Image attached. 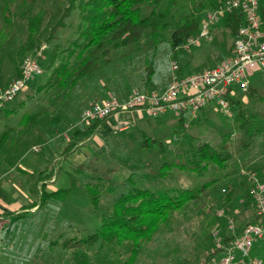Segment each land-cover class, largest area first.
<instances>
[{"label":"rangeland","instance_id":"374dc122","mask_svg":"<svg viewBox=\"0 0 264 264\" xmlns=\"http://www.w3.org/2000/svg\"><path fill=\"white\" fill-rule=\"evenodd\" d=\"M78 1L75 0L74 4L77 5ZM61 5L63 0H0V26L3 24L2 11L5 7L12 23L8 38L0 50V86L16 74V69L20 71L25 57L34 55L35 49L45 45L42 52L44 57L38 60L42 73L34 76L27 89L8 102L6 108L0 112V133L4 128L11 130L5 140V149L9 154L4 157V161L6 162V158L9 160L10 168L9 176H5V180L9 177L13 183L24 180L17 167L34 169L39 162L47 172L54 167L59 171L54 183L56 188L70 189L63 203L57 207L45 204L40 208V215L35 217L40 226H29L21 222H16L14 226L12 223L10 238L19 244L12 247L14 252L8 257L12 258L11 262L19 261L21 264H72L71 252L80 251L88 255L92 262L100 263V258L103 259L102 253L105 252L104 262L110 261L114 264L117 258L121 257L117 261V264H121L126 260L130 246L102 242L90 245L73 241L68 249L63 250L60 243L64 237L78 240L94 233L100 225L101 217L111 209L112 197L120 189L116 183L126 179L137 186L153 190L177 187L197 189L194 200L188 202L182 210L173 212L151 239L141 244V250L133 264H204L209 261V255L213 256L210 230L215 224V210L222 209L226 215L230 214L226 206L232 195L227 191L230 185L223 183L224 177L230 176L234 181H239L242 179L239 177V170L245 168L259 172V177L264 181V71L252 72L248 78L251 89L234 96L241 105L243 115L251 121V135H247L238 127L241 118L234 117L232 108V115L226 117L215 110L213 104L203 108L204 113L199 117L200 120L189 121L187 124L178 120L179 115L152 117L145 109L136 113L138 121L133 123V114L128 111L119 115L129 125L126 130L117 133L111 131L98 149L88 155L85 163L71 165L70 161L75 160L77 151L68 155L64 162L59 157L66 156L62 151L70 133L87 126L78 123V114L89 103L100 98L114 95L119 97L120 94H114L113 87L118 88L119 92L130 87L141 89L140 77L144 58L150 57L153 41L148 35L142 36L132 48L125 50L124 58L117 61L111 58L109 63L101 59L99 68L90 75L91 78L88 76L87 80L69 94L70 96H65V92L55 89L38 91L37 86L46 81L54 66L60 62L76 64L74 57L78 48L72 47L71 43L78 37L79 14L77 8L72 9L65 19L64 26L54 31L48 42L40 40L32 52L20 58L18 51L26 34L25 15L42 13V31ZM188 6L181 3L171 9L170 17L165 20L167 29L160 30V35L155 40L159 57L168 52L171 29L178 19L187 13ZM146 13L144 11L143 15ZM228 33L218 21L211 29L210 40L199 42L197 46L186 51L187 53L177 51V63L182 71L188 75L219 64L227 56L223 57V51H227L232 43ZM72 51L75 54H71ZM49 54L55 58L51 66ZM129 59L131 62H128ZM167 81L168 77L158 85L163 86ZM25 95L28 96L26 100ZM19 99L25 100L22 108L16 113L4 112L15 107ZM23 114L28 119L18 125ZM107 119L108 117L105 120ZM148 138H154L155 143L143 145V140ZM202 142H208L215 147L216 152L226 158L224 167L209 163L207 170H201L198 174L179 170L180 166L188 165L193 150ZM223 142L227 144L225 150L220 149ZM34 147H37L38 151H35ZM2 158L1 156V160ZM164 161L175 164L165 177L156 180L141 177ZM69 165L71 167L68 172L74 177V184L65 177L64 171ZM98 177L114 182L117 190L99 194L98 204L93 207L82 183L95 182ZM211 180L207 185L206 182ZM222 188L226 190L221 192ZM24 190L25 187L20 189L21 193ZM210 194L217 195L219 200L210 198ZM46 211H49L48 216L43 215ZM61 234L63 237H60ZM53 240H56V245L51 244Z\"/></svg>","mask_w":264,"mask_h":264},{"label":"trees","instance_id":"16d2710c","mask_svg":"<svg viewBox=\"0 0 264 264\" xmlns=\"http://www.w3.org/2000/svg\"><path fill=\"white\" fill-rule=\"evenodd\" d=\"M74 1L63 0V5L57 9L56 15L42 31H40L44 19L42 13L34 16L25 15L26 34L18 51L20 58L32 52L35 49L34 46L40 40L43 39L48 42L52 38L53 32L64 26L65 19L72 9L77 8L79 14L78 37L71 43L72 47L78 48L76 49V54L74 51L71 52V54H75L76 64L70 65L67 62H60L54 66L46 81L37 86L38 91L55 89L65 92V96H70V93L77 86H80L84 80H87L88 76L89 79L91 78L90 75L94 74L95 70L99 68L101 59L109 63L112 60L111 58L115 61L119 58H124L125 50L132 48L134 44L140 41L142 36L146 35L152 39L153 48L150 57L146 56L144 58L140 77L142 88L135 89L161 88L165 85L159 86L160 81L167 77L169 78L170 60L174 59L178 62L177 51L179 49L177 48L179 44L190 35L198 32L202 20L209 11L226 4L230 0H79L77 5L74 4ZM181 3L189 5L188 11L173 25L168 39V52L159 57L155 40L160 35V30L167 29L168 25L165 20L170 17L171 9ZM263 4L264 0H259V15L264 24ZM6 8L2 11L3 24L0 26V50L3 43L7 40L9 29L12 26ZM144 11L147 12L146 15H143ZM218 21L228 30V34L232 39L230 48L227 51H223V57H225L230 53L238 28L243 22L242 13L234 9L230 13L223 15ZM118 51L123 53L119 54ZM185 53L187 52L185 51ZM48 57L51 66L55 58L51 54ZM128 62H131V59ZM178 65V74L181 76L186 75L182 71L180 64ZM15 71L16 74L10 77L9 80L19 76V69ZM249 89H251L250 85L248 86ZM27 97L25 95V100ZM25 100L19 99L16 101L15 107L4 112L16 113L19 108L23 107ZM229 100L234 117L241 118L238 127L247 135H251V121L250 119L248 120L247 116L243 115L239 101L231 97ZM26 119L28 117L23 114L18 125L23 124ZM104 120L102 119L73 130L62 152H70L79 141L88 138ZM179 121L181 123L184 121L183 115H179ZM8 132L5 131L4 135L2 134L0 137V149L9 136ZM150 142H155V139L148 138L143 140V144H150ZM220 147V149L225 150L227 144L223 142ZM225 160L224 156L222 157L220 153L216 152L215 147L208 142H202L193 150L191 158L188 159V165L180 166L179 170H189L198 174L201 170H207L209 163H213L220 168L224 167ZM173 165H175L173 162L168 164L164 161L156 169L147 172L146 175L141 177L148 180L161 179L167 175ZM17 171L25 173L19 167H17ZM256 173L259 176L261 175L257 171ZM51 175V170L48 172L46 169L41 170L38 173V179L31 186L32 193L38 199L37 208L45 204L57 207L63 203L70 190L69 188H60L48 192L45 190V184L41 182L39 188L37 187L40 180H46ZM98 178H96L95 182L85 181L82 183L84 192L90 198L93 207L98 204L99 194L113 193L117 190L115 183L111 180ZM125 180L116 183L120 189L111 199V210L101 217L100 225L96 231L78 240L73 237H64L60 243L61 249H68L73 241H80L90 245H95L97 242L116 244L118 246L129 244L130 249L124 264H133L141 250V244L148 242L161 225L169 220L173 212L182 210L188 202L196 198L195 191L197 189L177 187L153 190L148 187L137 186L131 180ZM211 182L212 180L206 182V184L208 185ZM256 221L258 219L254 215V218L248 223ZM239 228H237V234ZM224 229H222L223 241L224 244H227L235 235H225ZM60 237H63V234ZM51 244L56 245V240L51 241ZM217 252V249H213V256L209 255L207 260L212 259ZM251 254L264 258V239L254 243ZM71 261L73 264H98L92 262L85 253L80 251L71 252Z\"/></svg>","mask_w":264,"mask_h":264},{"label":"built area","instance_id":"2783aa9c","mask_svg":"<svg viewBox=\"0 0 264 264\" xmlns=\"http://www.w3.org/2000/svg\"><path fill=\"white\" fill-rule=\"evenodd\" d=\"M234 9L242 13L243 22L238 28L230 53L219 64L181 76L178 74V63L171 60L165 86L134 89L123 100L110 97L103 101H93L79 114L78 123L89 125L114 113L142 108L152 117L183 115L187 124L209 104H213L215 110L223 116L230 117L232 112L229 98L248 91V78L252 72L264 71V24L259 15V0H230L212 9L205 15L198 32L187 37L177 48L188 51L199 42L210 40L212 27L223 15ZM43 49L45 45L35 49L34 55L25 57L19 76L0 86V112L8 102L27 89L34 76L42 73L38 60L44 57ZM34 150L38 151V148L34 147ZM239 174L245 180L247 194L258 221L242 225L237 234L238 227L233 218L222 209H217L215 216L226 222L225 235L235 237L224 244L222 230L218 225L214 226L210 230V240L213 249L218 252L204 264H264V258L251 254L254 243L264 239V181L252 169L242 168Z\"/></svg>","mask_w":264,"mask_h":264},{"label":"crops","instance_id":"0c3cea01","mask_svg":"<svg viewBox=\"0 0 264 264\" xmlns=\"http://www.w3.org/2000/svg\"><path fill=\"white\" fill-rule=\"evenodd\" d=\"M112 90L114 91V94H120L119 97L114 95V96L100 98V100H97V101H103V100H106L110 97H116L117 99L123 100L134 89H132L130 87V88H125L123 91L119 92L118 88L113 87ZM141 110H143V109L141 108V109L129 111L130 113L133 114L131 117V122L136 123L138 121V115L136 113H139ZM74 111H75V109H74ZM124 112H128V111H124ZM122 113L123 112H118V113L112 114V116L108 117L107 120L103 121L88 138H85V139L79 141L77 143V145L70 152L65 153L66 156L64 158H62L60 156L59 159L64 162V160L66 159V157L68 155H71L75 151H77L78 153H77L75 160H71L70 163H71V165H73L75 163L76 164L83 163L85 161V159L88 158V155L92 154L96 149H98V146L103 141H105L106 138H108L111 131L113 133H115V132L117 133L119 131H123V130H126L128 128L129 125H127L125 120L119 117V115ZM203 113H204V111L202 109L198 113L197 117L195 119H193L192 121L196 122V121L200 120L199 117L203 116ZM78 116H79V114H78ZM178 120H179V118H178ZM82 127H84V126H82ZM5 131H9L8 132L9 134L11 132V130L9 128L8 129L4 128V130L0 133V137L2 136L3 133H5ZM153 143H155V142H150V144H153ZM65 144H66V142H65ZM8 152L9 151H7L5 149V141H4L3 145L0 149V264H10V263L21 264L19 261L18 262L17 261L11 262L12 258L8 257V256L12 255L14 252L12 247L18 246V244H19V242H13L10 238L12 223H14V226H16L15 225L16 222H18V223L21 222V224L25 223V224H28L29 226H32V225H34V226L39 225L40 226V223L38 221H36L35 217L37 216V214L40 215L39 211H40L41 207L37 208L38 199H37V196L32 193L31 186L38 179V173L41 170H43V167H42L43 165L40 164L39 162H37L36 166H34V169H26L25 168L26 166L25 167H19L25 173H28L29 175H25V173H21L25 179L24 180L21 179V181L18 180L19 184L13 183L11 181L10 177H9V179L5 180V176H9L8 174L10 173L9 160L7 161V158H6V162L4 161V157H6V155L9 154ZM1 156L3 157L2 160H1ZM71 165L67 166V169L64 172H65L66 180L67 179H69L70 181L72 180L71 182L74 183L73 179H72L74 177L70 176V173L68 172ZM44 168H46V166ZM50 170L52 171L51 177L46 179V180H40L38 182V186H37L39 188L40 182L44 183L45 184V190L48 192L60 189V188H56L54 186V183L57 181L59 171H56L55 167L51 168ZM56 173H58V174L56 175ZM30 175H32V177L29 178ZM239 177H241V176L239 175ZM241 178L242 179L239 181H234L230 176H228V177L225 176L224 182H223L224 184L230 185V188L227 189V191L232 196H230L231 198L229 199L226 207L230 211L229 215L233 218L237 227H241L242 225L248 223L251 219L254 218L251 200H250L249 196L247 195V186H246L244 178L243 177H241ZM23 186L25 187V190L21 193L20 189H22V188L24 189ZM17 188L19 190H17ZM162 189H164V188H162ZM225 190L226 189L222 188L221 192H224ZM116 194H117V192H116ZM11 195L13 198L11 197ZM209 196L212 199L219 200L217 198V195H215V194H210ZM109 211H107V212H109ZM47 212H49V211H46V213H44L43 215L48 216ZM51 213H52V210H51ZM42 218H43V216L40 219L42 220ZM214 219H215L214 226L218 225L221 230L226 227L225 219L217 218L216 216L214 217ZM4 234H6L7 237L4 238ZM122 246L123 247L129 246V244H124ZM102 256H103V259L101 257L100 263H98V264H113L112 262L110 263V261L104 262L105 252L102 253ZM117 257L118 256H116V258ZM118 258H117V261L121 259V257H118ZM117 261H115L114 264H117ZM94 263H97V262H94ZM119 263H120V261H119ZM121 264H124V261L121 262Z\"/></svg>","mask_w":264,"mask_h":264}]
</instances>
